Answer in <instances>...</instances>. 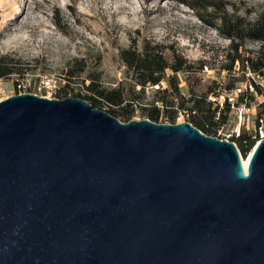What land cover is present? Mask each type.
Wrapping results in <instances>:
<instances>
[{"label":"water","instance_id":"1","mask_svg":"<svg viewBox=\"0 0 264 264\" xmlns=\"http://www.w3.org/2000/svg\"><path fill=\"white\" fill-rule=\"evenodd\" d=\"M0 99V264H264V138Z\"/></svg>","mask_w":264,"mask_h":264},{"label":"rangeland","instance_id":"2","mask_svg":"<svg viewBox=\"0 0 264 264\" xmlns=\"http://www.w3.org/2000/svg\"><path fill=\"white\" fill-rule=\"evenodd\" d=\"M262 11L264 0H0V62L12 67L0 77V99L25 91L81 96L94 78L100 88L122 92V103L102 99L96 106L116 110L122 121L128 110L131 118L150 117L155 106L160 122H173L170 114L175 122L193 120L219 102L216 135L238 127L250 134L264 111V85L238 97L237 104L251 107L242 120L238 109L226 111L227 93L252 80L251 72L264 84V67L255 71L248 60L261 55L264 41L247 37L235 49L221 15L249 23ZM147 43L162 50L169 66L159 83L143 85L121 50ZM201 98L205 111L194 109Z\"/></svg>","mask_w":264,"mask_h":264},{"label":"trees","instance_id":"3","mask_svg":"<svg viewBox=\"0 0 264 264\" xmlns=\"http://www.w3.org/2000/svg\"><path fill=\"white\" fill-rule=\"evenodd\" d=\"M221 20L223 21L222 30L223 32L232 39V44L235 49H239L243 40L247 37L256 38L264 41V11H262L258 18L249 23H245L244 18L241 16H235L234 18H229L227 14L221 15ZM121 56L124 61L135 68L139 73V83L145 85L147 82L153 84L159 83L164 75L165 69L169 66V62L166 60L162 50L158 46L150 47L147 43L145 44L143 50H138L137 48H123L121 50ZM240 57V56H238ZM243 61V58H241ZM235 60V57L233 58ZM250 67L255 71H262L264 67V47L261 55L257 59L249 58ZM176 69H179V66H173ZM12 72V67L8 63H4L2 60L0 62V77L5 76L8 73ZM96 80L93 78L91 83L88 85V89L91 92L81 95L88 99L95 107L101 103L102 99L113 103L120 104L124 101L122 92L118 90H107L106 88H100L96 84ZM97 85V86H95ZM195 108L200 111H205L206 98H201L196 100ZM213 103L212 101L208 102V106ZM220 103L218 102L217 106L212 110V113H205L204 116L189 120L198 126L202 131L216 135L217 126L215 123L217 120H214L216 117V112L219 109ZM231 104L226 100V111L230 110ZM155 112H150V118L158 121L159 120V109L155 106ZM207 109H210L208 107ZM113 115L118 113L116 110L112 109ZM110 112V113H111ZM112 114V113H111ZM131 110L121 114L125 117L124 120L128 121L131 119ZM116 116V115H115ZM224 117H226L224 115ZM171 121L175 122V115L170 114ZM218 136V135H216ZM234 141L237 142L239 148L241 149L242 154L246 157L247 154L253 149L255 145V139L250 134L241 133L240 136L235 137Z\"/></svg>","mask_w":264,"mask_h":264},{"label":"built area","instance_id":"4","mask_svg":"<svg viewBox=\"0 0 264 264\" xmlns=\"http://www.w3.org/2000/svg\"><path fill=\"white\" fill-rule=\"evenodd\" d=\"M252 80L249 82L242 83L239 86L234 87V89L227 93L228 102H230L231 106L239 110V119H243L244 111H251V107L247 106L246 104L241 106L237 104L238 97H243L250 89V91H257L255 87H259V85H264L260 80H258L253 72H251ZM262 96L263 99L259 102V104L264 103V88L262 89ZM241 128H234L231 132H223L222 129H220V135H218L221 138H228L231 140H234L235 137H238L241 135ZM250 135L255 139V145L264 138V111H261L257 113L254 117V127ZM254 145V146H255Z\"/></svg>","mask_w":264,"mask_h":264},{"label":"bare ground","instance_id":"5","mask_svg":"<svg viewBox=\"0 0 264 264\" xmlns=\"http://www.w3.org/2000/svg\"><path fill=\"white\" fill-rule=\"evenodd\" d=\"M244 163H245V166L247 167V165H248V158L244 157Z\"/></svg>","mask_w":264,"mask_h":264}]
</instances>
